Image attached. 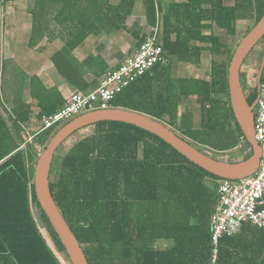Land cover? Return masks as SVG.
<instances>
[{
    "label": "trees",
    "instance_id": "16d2710c",
    "mask_svg": "<svg viewBox=\"0 0 264 264\" xmlns=\"http://www.w3.org/2000/svg\"><path fill=\"white\" fill-rule=\"evenodd\" d=\"M135 1L32 0L26 46L47 56L73 92L87 93L108 65L94 55L78 61L73 50L89 35L114 31L125 33L136 47L151 33L157 10L162 59L118 92L109 107L146 114L203 152L240 148L242 159L248 158L250 145L229 102L227 67L237 37L262 15L263 0H140L145 23L131 26ZM242 21L251 22L239 32ZM204 54L206 75L173 73V62L197 67ZM0 62L1 74L17 71L13 59ZM23 74L10 79L8 106L0 101V264H63L58 253L68 257L33 185L38 150L62 123L34 131L30 140L26 128L65 99L56 85ZM245 99L252 105L256 88ZM84 128L91 132L63 153L55 151L48 181L87 263L209 264L210 217L221 178L134 125L99 121ZM214 264H264V227L245 222L224 234Z\"/></svg>",
    "mask_w": 264,
    "mask_h": 264
},
{
    "label": "water",
    "instance_id": "95a60500",
    "mask_svg": "<svg viewBox=\"0 0 264 264\" xmlns=\"http://www.w3.org/2000/svg\"><path fill=\"white\" fill-rule=\"evenodd\" d=\"M264 38V0L259 20L238 41L227 67V85L235 120L250 145L251 155L239 161H226L209 155L175 134L162 122L137 111L108 107L81 113L62 124L38 152L33 170L36 199L62 243L70 264H88L75 235L57 208L49 190V169L59 146L75 131L99 121H119L142 128L159 137L192 163L223 179H240L253 174L259 163L260 146L253 134L252 105H248L240 82V69L245 57ZM264 66V55L261 68Z\"/></svg>",
    "mask_w": 264,
    "mask_h": 264
},
{
    "label": "built area",
    "instance_id": "2783aa9c",
    "mask_svg": "<svg viewBox=\"0 0 264 264\" xmlns=\"http://www.w3.org/2000/svg\"><path fill=\"white\" fill-rule=\"evenodd\" d=\"M156 23L151 33L135 51L126 55L117 68L105 71L98 85L90 92H72L64 104L55 112L41 117L40 128L46 129L95 109H106L113 97L162 59L159 42L161 19L156 10ZM254 138L260 146L259 163L256 171L240 179H218L216 201L210 217L211 259L217 257L219 239L224 234H233L245 222L264 227V75L256 86V99L252 106ZM31 139V135L27 140Z\"/></svg>",
    "mask_w": 264,
    "mask_h": 264
},
{
    "label": "crops",
    "instance_id": "0c3cea01",
    "mask_svg": "<svg viewBox=\"0 0 264 264\" xmlns=\"http://www.w3.org/2000/svg\"><path fill=\"white\" fill-rule=\"evenodd\" d=\"M112 1H117V0H112ZM31 5H32V0H30V3L28 5H24V0H17L13 2H8L7 4L4 5H0V17L1 16H3L2 18L6 17L8 21V23L6 22L7 27L12 26L9 27L12 28L11 29L12 32L8 33L9 35L5 37V39L3 38V34L0 35L1 59L8 58V59H13L15 62H17L16 61L17 55H19L20 57H26V55L23 56V54H25V52L23 51L25 50V47L28 48L26 46V39L28 37L29 28H30L28 9L31 7ZM2 20L3 19H1V21ZM24 20L26 22L25 27H24ZM144 23H145V19H144L143 6L141 1L137 0L134 3L133 11L129 18V24L131 26H140L143 25ZM16 32L20 33L19 37L16 36ZM122 38H126L127 41L126 46L125 45L123 46ZM20 40L22 44H20ZM59 44L60 42L57 41L53 43V46L57 48ZM136 48L137 46L135 47L132 44V40L125 33H118L114 31L108 35L101 33L97 36H93V35L87 36L85 40L73 50V55L74 57H76L78 61L85 59L88 55L100 56L102 60H104V62L108 65V70H110L117 68L120 62L123 60V58L126 55L133 53ZM37 52L39 51L37 50ZM28 63L32 64V67H34L32 68L34 70L32 73L37 74L45 85L47 86L56 85L64 98L73 92L70 86L63 80V78L60 75L59 76L62 81L55 82L57 81V79H55L54 75L51 74L50 71L46 69V66H48L49 63H51V61L48 59L47 56L44 58V60L43 58L41 59V57L35 59V61L29 59ZM191 75H197V74L191 73ZM86 78L91 79V74H87Z\"/></svg>",
    "mask_w": 264,
    "mask_h": 264
},
{
    "label": "rangeland",
    "instance_id": "374dc122",
    "mask_svg": "<svg viewBox=\"0 0 264 264\" xmlns=\"http://www.w3.org/2000/svg\"><path fill=\"white\" fill-rule=\"evenodd\" d=\"M30 3V0H24V5H28ZM5 9V8H3ZM3 16L0 17V35L3 34V38L5 39V37H7L9 34L12 32V26L7 27V19L6 17L2 18ZM1 19H3L1 21ZM7 22V23H6ZM251 21H242L239 22L237 24V30L239 32H242V30L244 28H246L245 26H247ZM12 24V23H11ZM25 20H24V27H25ZM10 25V23H9ZM249 26V25H248ZM247 26V27H248ZM25 29V28H24ZM20 31V30H18ZM23 31V30H22ZM19 32H16V36L19 37ZM11 35V34H10ZM244 32L243 34L239 37H237V40L239 41L243 36H244ZM123 39V46L127 45V41L126 38H122ZM1 40V38H0ZM24 41V40H22ZM20 44H22L21 40H20ZM25 46V45H24ZM263 51H264V38L259 40L257 42V44L253 47V49L248 53V55L245 57V62L250 63L251 64V72L249 73L248 77H249V82L245 83L244 79H242L241 77V81H242V85L244 86V90H245V94L247 95L248 93H250L251 89L256 88V83H255V79H256V73L258 72L260 65L262 63V59H263ZM25 52L24 55H26V57H20L19 55H17V59H16V67H17V71L12 73L11 76H9L7 73H3L1 74V62H0V101L5 105L8 106L9 102V98H11L10 96H7L6 92H7V88L8 85L11 83L10 79H14L13 82H15L16 78L22 79V76L25 74H30L32 73L34 70L32 68V64L28 63V60L31 59L32 61H35V59L40 58L41 59L46 57L43 54L37 52V50L35 49H28L25 47V50L23 51ZM1 59V56H0ZM4 59H8V58H4ZM170 61L173 62L172 59H169ZM172 67L173 68V73L176 75H181V74H191V73H195L197 75H206L208 70H209V56L207 54H204L202 56V61L200 63V65H198L197 67H193L190 66L189 64H183L181 62H173L172 63ZM46 69L48 71H50L51 74L54 75V78L57 79V81L55 82H60L62 81L58 72L56 71V69L53 67V65L51 63H49L48 66H46ZM15 75V76H14ZM264 75V74H263ZM14 76V77H13ZM263 79V78H262ZM249 88H247L246 87ZM18 88V87H16ZM15 88V92H19V90H17ZM66 122V121H65ZM63 124V123H62ZM40 128V121H38L37 119H32L31 120V124L30 126H28L26 128V133L28 135H32V133L34 131H37ZM91 132L90 128H82L79 131L73 133L65 142L64 144H62L59 148H58V153H63L74 141H76L77 139H79L80 137L89 134ZM42 149H39L38 151L40 152ZM240 148H236L232 151H227V152H222V153H218V152H208L206 151V153H208L209 155L219 158V159H223L226 161H230V162H234V161H239L242 159V153L241 151L239 152ZM212 187V184H210ZM41 231L43 232V234L45 235V237H47L45 231L41 228ZM47 240L50 243V240L47 237ZM162 245V244H161ZM58 257L61 259V261L63 262V264H69L68 262V258L65 257V255L63 253H58Z\"/></svg>",
    "mask_w": 264,
    "mask_h": 264
},
{
    "label": "flooded vegetation",
    "instance_id": "af4514ba",
    "mask_svg": "<svg viewBox=\"0 0 264 264\" xmlns=\"http://www.w3.org/2000/svg\"><path fill=\"white\" fill-rule=\"evenodd\" d=\"M263 54H264V53H263ZM251 67H252L251 64L245 62V60H244V62H243V64H242V67H241V69H240V73H239L241 86H242V89H243V92H244V95H245V96H246V94H245L244 86L242 85L241 77H242V79H244V82H245V83L249 82V77H248V75H249V73L251 72ZM263 74H264V66L261 68V65H260V68H259L258 72L256 73V79H255L256 86H257V84L262 80V78H263ZM246 87H247V85H246ZM247 88H248V87H247ZM248 89H249V88H248Z\"/></svg>",
    "mask_w": 264,
    "mask_h": 264
}]
</instances>
